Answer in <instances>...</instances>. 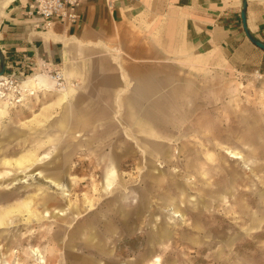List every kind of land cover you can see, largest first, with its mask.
<instances>
[{
  "label": "rangeland",
  "instance_id": "obj_1",
  "mask_svg": "<svg viewBox=\"0 0 264 264\" xmlns=\"http://www.w3.org/2000/svg\"><path fill=\"white\" fill-rule=\"evenodd\" d=\"M24 77L0 89V264H264V75L237 73L134 113L122 105L118 117L106 98L69 97L73 112L101 117L76 125L87 134L72 149L98 134L112 184L91 146L69 151L53 104L62 93L19 92ZM106 199L136 214L122 224Z\"/></svg>",
  "mask_w": 264,
  "mask_h": 264
},
{
  "label": "crops",
  "instance_id": "obj_2",
  "mask_svg": "<svg viewBox=\"0 0 264 264\" xmlns=\"http://www.w3.org/2000/svg\"><path fill=\"white\" fill-rule=\"evenodd\" d=\"M33 1L0 0L3 77L27 74L26 86H35L38 80L45 87L42 91L62 93L53 104L60 106L55 120L68 131L69 151L75 154L91 146L89 153L100 154L99 167L108 184L115 180L116 166L96 145L98 134L82 137L84 148L81 144L72 149V139L87 134L76 125L95 126L101 117L73 112L76 105L69 97L106 98L118 117L122 105L134 113L146 102L162 103L164 98L165 103H177L176 98L189 89L226 85L237 73L264 75V49L243 30L241 0H83L76 21L56 18L49 24L28 14ZM246 18L252 36L264 42V0H247ZM45 74L53 83L70 82L75 87L54 88ZM128 151L134 155V150ZM54 168L46 173L57 180L60 172ZM48 196H43L47 207L54 202V195ZM105 203L109 209L118 205L113 210L122 224L138 209L121 208V199Z\"/></svg>",
  "mask_w": 264,
  "mask_h": 264
},
{
  "label": "built area",
  "instance_id": "obj_3",
  "mask_svg": "<svg viewBox=\"0 0 264 264\" xmlns=\"http://www.w3.org/2000/svg\"><path fill=\"white\" fill-rule=\"evenodd\" d=\"M82 1L83 0H34L29 5L28 14L38 15L48 24L51 20L56 18H65L74 22L78 19L77 7ZM56 75L58 74H53V80ZM53 84L56 86L65 85L64 82L60 83L58 81H55Z\"/></svg>",
  "mask_w": 264,
  "mask_h": 264
},
{
  "label": "bare ground",
  "instance_id": "obj_4",
  "mask_svg": "<svg viewBox=\"0 0 264 264\" xmlns=\"http://www.w3.org/2000/svg\"><path fill=\"white\" fill-rule=\"evenodd\" d=\"M36 73H39V74H41V72L40 71H37ZM45 76H46V78H48L49 80H50V78H49V76H47L46 74H45ZM52 83H53V81L52 80H50ZM6 83H8L7 81H6V79L4 78V77H0V89H1V86L2 85H5ZM34 84H35V86H26L25 85V77H24V86H23V83H22V80L21 81H19L18 83H17V85H16V89L19 91V92H21V90H24V93L26 94H34L35 92H37V91H40V90H43V89H45V87L44 86H41L40 84H39V82H38V80H34V82H33ZM54 85V84H53ZM63 85H59L57 88H60V87H62ZM6 94L4 93V92H2L1 90H0V97H4ZM230 156L231 157H233V158H242V156L241 155H239L238 153H236V152H231V154H230ZM43 158H49V155H47V154H43ZM47 181L49 182V184L51 185V186H55V187H59V184L54 180V179H52V178H47ZM107 187V186H106ZM63 188V187H62ZM107 189V188H106ZM36 251V250H35ZM37 253V252H36ZM11 256V255H10ZM37 264H47V261L46 260H44V259H42V260H39L38 262H37Z\"/></svg>",
  "mask_w": 264,
  "mask_h": 264
},
{
  "label": "water",
  "instance_id": "obj_5",
  "mask_svg": "<svg viewBox=\"0 0 264 264\" xmlns=\"http://www.w3.org/2000/svg\"><path fill=\"white\" fill-rule=\"evenodd\" d=\"M246 11H247V0H241L240 18H241L243 30L251 42H253L256 46L260 47L261 49H264V42L254 38L250 33V31L248 30ZM4 71H5L4 58L0 51V77L4 75Z\"/></svg>",
  "mask_w": 264,
  "mask_h": 264
}]
</instances>
